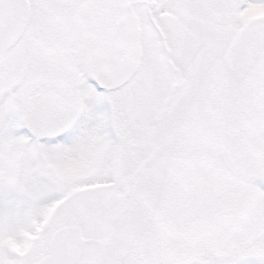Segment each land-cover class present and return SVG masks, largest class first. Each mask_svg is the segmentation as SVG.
<instances>
[{"label":"snow or ice","instance_id":"6c2138e0","mask_svg":"<svg viewBox=\"0 0 264 264\" xmlns=\"http://www.w3.org/2000/svg\"><path fill=\"white\" fill-rule=\"evenodd\" d=\"M0 264H264V0H0Z\"/></svg>","mask_w":264,"mask_h":264}]
</instances>
